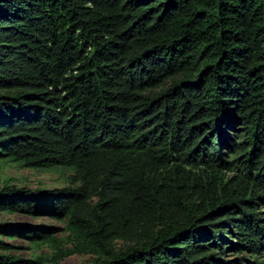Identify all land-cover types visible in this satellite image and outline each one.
I'll return each instance as SVG.
<instances>
[{"label": "trees", "instance_id": "trees-1", "mask_svg": "<svg viewBox=\"0 0 264 264\" xmlns=\"http://www.w3.org/2000/svg\"><path fill=\"white\" fill-rule=\"evenodd\" d=\"M2 157L72 172L0 187L66 232L0 264H264V0H0Z\"/></svg>", "mask_w": 264, "mask_h": 264}, {"label": "rangeland", "instance_id": "rangeland-1", "mask_svg": "<svg viewBox=\"0 0 264 264\" xmlns=\"http://www.w3.org/2000/svg\"><path fill=\"white\" fill-rule=\"evenodd\" d=\"M72 172L69 167L55 165L43 168L20 167L8 157L0 158V187L4 184L16 186H27L29 188H52L68 184L67 176ZM0 222L19 223L22 225L44 229L49 227L55 230V236H64L65 221L51 218L41 214L33 216L20 211L0 210ZM0 235V238L9 245L6 251L1 253L14 254L23 258H36L38 256L49 257L51 247L46 242H32L23 236L7 237ZM121 242H117L119 246ZM93 255L89 253L72 254L58 262V264H83L91 262ZM41 264H53L49 260Z\"/></svg>", "mask_w": 264, "mask_h": 264}]
</instances>
